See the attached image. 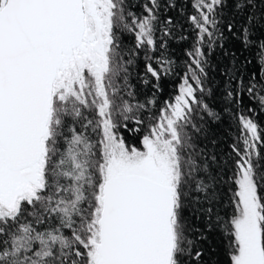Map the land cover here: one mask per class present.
Segmentation results:
<instances>
[{"label": "snow or ice", "instance_id": "1", "mask_svg": "<svg viewBox=\"0 0 264 264\" xmlns=\"http://www.w3.org/2000/svg\"><path fill=\"white\" fill-rule=\"evenodd\" d=\"M0 264H264V0H0Z\"/></svg>", "mask_w": 264, "mask_h": 264}, {"label": "trees", "instance_id": "2", "mask_svg": "<svg viewBox=\"0 0 264 264\" xmlns=\"http://www.w3.org/2000/svg\"><path fill=\"white\" fill-rule=\"evenodd\" d=\"M175 2L177 3L178 6H183V5L186 4V0H175ZM184 11L187 12V11H189V9H187L185 7ZM168 14L173 15V16H177L178 19L180 18V16L178 15V10H170V12ZM187 43H188L187 41H177L174 44L173 47L176 50L177 56H180V57L183 56V53L180 51V49L185 47ZM178 62L182 63L183 61L181 59ZM173 83H175V82H170L169 87L166 90V94H165L164 98H167V94L171 93L173 91V87H172ZM217 104H218V101L216 103H214L213 106H217ZM227 129H228V121H227V119H225V121H224V123H223V125L221 127V132L223 133ZM197 223H199V221H197ZM218 245H219V236H210L209 237V241L206 243L205 246L206 247H215V248H217V251H218L219 250ZM213 259H215V257Z\"/></svg>", "mask_w": 264, "mask_h": 264}]
</instances>
